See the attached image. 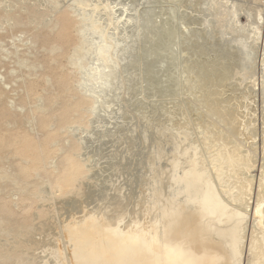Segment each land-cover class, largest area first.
I'll list each match as a JSON object with an SVG mask.
<instances>
[{"label": "rangeland", "instance_id": "1", "mask_svg": "<svg viewBox=\"0 0 264 264\" xmlns=\"http://www.w3.org/2000/svg\"><path fill=\"white\" fill-rule=\"evenodd\" d=\"M204 2L210 4L208 9L204 10V7H202ZM51 5L54 8L57 6L56 10L53 11ZM235 12H237V17H234ZM246 12L249 13V16L245 15ZM14 13H18V16L13 17ZM9 14L10 17H8ZM80 19L82 20L81 23H79ZM16 20L17 23L19 22L18 24ZM54 21L57 23L55 24ZM210 21L211 27L206 34L204 33L206 24L209 25ZM246 22L251 24L249 29L254 33L257 31L258 34L251 37L253 52L245 64L246 70L240 71L242 66L241 57L236 52L232 53V49L226 50L224 53H220V51L223 50L227 37L236 35L242 24ZM78 24L80 27L82 26L80 28L82 38H88L87 40H90L94 46L104 48V57L99 61V65L104 68L105 72H110L113 76V95L117 96V108L114 110L120 111L123 115L117 120L121 123L119 134L123 129L129 127L135 131L137 124L135 125L134 122L137 123V117L146 115L142 122L144 138L142 137L141 147H138L140 142L137 137H134L135 135L128 138L125 153L130 161L127 170L118 167L112 173L110 182L118 186L114 191H129L130 196L126 197V204L137 201L143 193L144 200L148 203L146 206H149L148 209L147 207L144 208V216L140 220L145 222L148 217L147 214L150 216L155 213L154 195L158 180L162 178L165 172H162V170H166L174 164L178 142L187 139L188 149L193 151L190 153L189 159L191 162L195 161L197 163L195 164L197 168H194V170L196 169L200 173L203 171V174H201L206 175L209 183L212 177L209 172L211 170L214 175L220 176V186H222V182L230 185L228 187L225 185L223 187L219 186L224 190L227 187L228 190L225 191L217 188L220 193L224 191L222 194L219 193L220 198L224 199V205L218 202L220 204L219 210L222 212L224 208L223 214L227 215H231L236 211H238L236 213L238 215L241 211L242 213L245 212V214L240 215L245 217V222H243V225H246L245 228L242 227V223L239 226L235 223L230 225L233 224V227L235 225L239 236L244 235L243 238H245L247 234L246 239H244L247 243L248 237L252 234L250 230L258 228L260 225V223L258 225L260 219H258V222L256 220L260 217L256 216L255 210L259 205L264 207L262 201L264 200V189L259 182L261 181L260 178L264 176L262 175L264 174V0H0V139L2 140L0 153L2 152L4 155H0V172L1 169L5 168L1 172V174L4 172V176H7L5 174L7 172L15 179H17L16 176L20 177L18 179L22 181H18V179L17 181L21 182L22 188L23 181L24 184L29 183L30 185L31 183L32 188L31 186L30 188L26 187L29 186L27 184L24 187L28 191L32 190V193L39 189L38 185L42 181L43 174L37 175L40 172L35 173L36 171L30 170V177L26 178V176L20 175L17 165L34 158L37 152V150L31 149L23 151L25 140L44 143L45 139L49 137L46 141L48 143L46 144V168L48 165L50 167L48 169L53 171L61 156L65 154L63 150H66V147L68 149L69 144H72L73 138L71 137L80 139L84 132L81 127L71 130V133L66 132L64 128L62 130L65 125L58 118L60 111L64 107H73L70 102L74 103L80 96L76 90L75 81L78 75L76 68L68 62L70 56L73 55V47L79 43ZM139 24H143L144 34L139 33ZM223 24L224 28L222 29ZM229 24H233L236 28L231 27ZM54 30L55 33H53ZM60 48L62 49L60 50ZM117 58L121 60L122 69L125 68L123 77L120 74L121 67L120 62H117ZM91 59L93 57H88L87 61ZM90 65L95 67L96 64L93 62ZM86 72H88V69ZM88 73L90 74V72ZM72 85H75L74 90H72ZM69 93L75 94L76 96H74L78 98L75 99ZM58 96L61 98H58ZM55 99H57L56 102ZM69 103L72 106H68ZM221 107L231 110V113L238 120L237 125L234 124L231 127L227 123L222 116ZM104 108L107 110V105H104ZM72 113L68 119L70 122L75 119L80 120L78 119L80 117V121L84 122L85 117H88V115H85L82 118L75 110ZM133 114L135 118L132 117ZM242 114L244 115L241 117ZM116 115L118 116V113ZM116 115L113 114V111L107 112L109 119L116 118ZM237 116H240V119ZM178 121L179 123L176 124ZM242 122L244 125H240ZM237 127L242 132L241 134L236 129ZM211 129L217 131L223 139H228L229 135L233 134L234 138L232 135L231 145L236 144V142L240 143L237 146H240V150L245 156L247 150H249L247 155L249 153L250 155L247 159L250 158L248 163L251 167L239 168L240 178L243 177L249 182L253 179L247 191H245L247 188L241 190V187H239V191L237 190L236 186L238 187L240 183H235L236 186H234L232 180L236 181L233 176L235 173L230 166L228 167L229 173L226 168L216 167L217 172L215 169H209V167H214L212 164L213 154L217 151V147L210 146L212 144ZM147 133L151 137L146 136ZM242 134L246 139H243ZM89 137L90 141L93 142L94 138ZM248 137V143H254L252 147L251 144L247 143ZM118 138L115 139L118 140ZM54 141L55 144L51 146V142ZM240 141L245 142V144ZM113 144L116 147L120 144V141H113ZM241 144L244 147L247 146L241 148L243 146ZM248 146L251 151L246 149ZM11 148L12 150H10ZM58 148L62 149V152ZM7 149L10 150V153ZM59 155L60 157L56 160V156ZM78 159L81 160L82 157L80 156ZM198 160L200 163L197 162ZM202 160H204V163ZM52 161L57 164L53 166ZM161 168L160 176L158 171ZM15 169H17V172H14ZM175 170L176 167L173 165L170 174H166L169 172L165 173L168 180H170V177H175ZM226 174L228 176L232 175L233 178H228ZM3 175L0 177V197L7 199L10 202L8 203L9 206L14 211H19L18 209H21L19 208L20 204H27L23 200L26 193L23 194V192L27 189L23 188L21 190L19 183L13 180L14 177L8 175L11 178L7 177L8 180ZM224 175L226 176L223 177ZM35 177L39 182H35ZM31 180H34L33 183L38 184H34L36 188L33 187ZM42 184H44V181ZM206 186L208 188L212 187L211 183L208 186L207 182ZM232 186H234V189ZM45 187L48 189V185ZM230 187L234 191H229ZM184 188L185 186L179 180H176L172 190L181 191ZM37 191V197L33 194L35 196V198L33 196V200L36 201L33 203V208H37L32 213L34 219L36 218V212L42 209V204H39V197L42 198L43 196H39L37 194L39 191ZM227 191L229 193L226 195L225 192ZM235 191L236 193L239 192L238 199L233 198L232 200L231 197H236L233 194ZM84 193L85 195L83 194L84 196L79 198L80 201L75 202L77 199L74 198L73 200L71 198V201L67 202V199H69L67 198L63 204L61 203L60 210H58V219L52 224L56 227L51 226L52 228L46 230L43 235H39V233L41 234L40 230L37 231L36 234L38 235L35 234L37 238L35 239L39 241L36 244L37 247L31 244L34 247V249L31 248L32 252L24 255L23 262L16 264H65L64 254L72 259V248L65 244L64 241L66 240L60 239L63 237L60 230H58L60 229L58 224L67 223L74 214H79L83 210L87 211L93 218H101V221L103 217H105L104 219H106V216L108 217L107 214L105 216L104 213H101V215L99 213L101 208L108 210V207L99 202L100 199L98 196L96 197L97 193H94L92 189H87ZM240 193L241 197L244 193L243 201L239 197ZM218 198L215 195L214 199L218 200ZM228 201L230 203L232 201L235 207L233 208ZM227 204L230 206H225ZM228 208H232V210ZM230 210L235 212L231 213ZM251 211L253 216H251ZM130 216H133V218ZM130 216V218H126L124 213L118 214L115 216V222L117 221V225L123 226V224H130L131 221H138L136 216L132 214ZM101 221L100 223H107L106 220ZM176 222L174 221V223ZM208 222L210 223L211 220H208ZM194 223L197 222L194 220ZM209 223L206 222L207 225ZM117 225H114V227H117ZM11 239L9 231L2 230L0 227V242L10 247L9 241ZM245 248H248V244L243 248V253L245 251L246 256L242 253L243 255H240L242 256L241 259L239 256L242 263L240 261L239 263L252 264L250 253L248 254L249 248L247 250ZM5 249L0 248V251L2 252ZM249 257L250 263H247ZM72 263H75L74 259Z\"/></svg>", "mask_w": 264, "mask_h": 264}, {"label": "bare ground", "instance_id": "2", "mask_svg": "<svg viewBox=\"0 0 264 264\" xmlns=\"http://www.w3.org/2000/svg\"><path fill=\"white\" fill-rule=\"evenodd\" d=\"M209 6L210 4L205 3V2L202 5V7H204V10L208 9ZM55 8L53 7V11ZM15 15L18 16V13L17 14L14 13L13 17ZM234 15H235L234 17H237V12H235ZM245 15L249 16V13L246 12ZM8 17H10V14L8 15ZM41 17H44V16H41ZM56 21H54L55 24L57 23ZM81 21L82 20L80 19L79 23H81ZM16 23H17V20H16ZM229 25L233 28H236L233 24H229ZM249 25L251 24L247 22L242 24L241 29L239 28L240 30H238V32L236 31L237 32L236 35L227 37L226 42L223 45V50L220 51V53L222 52L224 53L226 50L232 49L233 50L232 53L236 52L237 55L241 57L242 59L241 65L244 66L243 68L242 66L240 67L241 68L240 71L246 70L245 64L247 63V59L251 56V53L253 52L251 37H254V35L257 36L258 34L257 31L255 33L254 31H251L249 29ZM222 26H223L222 27L223 29L224 24ZM81 27L79 24H78V28L76 27L78 34L75 30H73V32L75 31V33L79 36V43L75 47H73V53H72L73 55L70 56L69 58L70 60L68 61L71 64H73L76 68V71H77L76 73L78 74L76 77V81H75L77 85L76 90L79 92L78 94L80 96L79 98L77 97L78 98L77 99L75 97L76 96L75 94L74 96L73 94L69 93L73 95V97H75V99L77 100H75L74 103H72V101L70 102L73 105V107L71 108L64 107L63 110L60 111L58 118L61 122H63L62 124L65 125L64 127H62V130L64 128V130L66 129L65 130L66 132L71 133V130H74L76 128L79 129L81 127L82 129H84V132L80 136V139L70 136L71 138H73L72 144L69 142L70 147L68 145L69 147L68 149L65 145L66 150H63V153L65 151V154L61 156L59 162L57 161L58 162V164L56 163L57 165L54 163V161H52V164H54L53 166L56 165L55 170L53 171H50L48 169L50 168L48 165L46 168V158H47L46 144H48L46 141L48 140L49 137L45 139L44 143H37V142H34L33 140H25L24 145H23V148H24L23 151L31 149V150H37V152L34 158L25 160V162L22 161L24 163H21L20 165L16 164L19 167V169L18 168L17 169L19 170L20 175H24L26 176V178L30 177V170L36 171L35 173L40 172L37 175H40L42 173L44 177L42 176L41 178L42 181L39 185L35 183L37 181L36 177L34 179L35 180L34 183H33L34 180H31L33 185L37 184L39 186V189L41 186L40 191L41 190L42 191H41V194L39 193L40 192L39 189H37L39 192L37 190H35V192L33 193L31 192L32 190L28 191L26 187L30 188L32 184L31 183L30 185L29 183L24 184V181H23V188L27 189L23 192V194L26 192L24 194L23 200L26 201L27 204L25 205V203H23L25 206L20 204V206H24V207L19 206V208H21V209H18L19 211H14L8 204L10 202H8L7 199L0 197V227L2 230H8L10 236L12 237V239L9 241L10 247H7L6 245H3L0 242V248L2 249L6 248L2 252L0 251L1 252L0 253V264H16V263L23 262L24 255L27 254L28 252H32L31 248L34 249L35 246L37 247L36 244L39 241L36 240L37 239L35 236L36 232L40 230L41 234L39 233V235H43L46 232V230L52 228L51 226H54L52 224L54 221L56 222V220L58 219V215H59L58 210H60L61 203L63 204V202L67 198H69L67 199V202L71 201L70 200L71 198H73V200L74 198L75 200L77 199L75 202L80 201L79 198L85 195L84 192L87 189L94 190V193H97L96 197L98 196V198L100 199L99 200L97 198L99 202L104 204L106 207H108V210H103L101 208V210L99 211L100 215L101 213H104L105 216L106 214L108 215V217L106 216V219H104L105 217H103V220H106L107 223L104 222L103 220L102 221L104 223H100L101 218H98V217L93 218L91 215H89L87 211L83 210L79 214H74L67 223H62L60 225L58 224L59 226L58 228L60 229L58 228L57 229L60 230L61 235L63 237L60 239L66 240L64 241L66 242L65 244L69 245L72 248L71 249L72 259L71 258L69 259L68 255L63 253L65 255L64 256L65 264H73L72 263L73 259L75 261L74 264H240L239 261L242 257L240 255L244 254V256H246L245 251L243 253V250H244L243 248L246 244H248V248H249L248 254L250 253V256L252 259L251 261H253L251 263L252 264H264V207H262V205L261 206L259 205V207H257L255 210L256 216L260 217V218H256L257 222H258V219H260V222H258V225L259 223L260 225L258 228L250 230L252 231V234L250 232L251 236L249 235L250 237H248L249 239L247 243L244 240L246 239L247 234L245 235L246 237L243 238L244 235L239 236L238 230L236 231L235 229V225L239 226L241 223H242L243 228L246 227V225H243V222H245L244 221L245 217L240 216L241 214L242 215L245 214V212L242 213L241 211L239 213L240 215H238L236 214L238 211L235 212L234 211L235 209H234L232 212H235V213H233L234 216H232L233 214L231 215H227L225 213L223 214L224 208L222 209L223 210L222 212H220L219 210V205L220 204L224 205V199H221L222 197L220 198L219 196V193H220L219 189H221L222 191V189L224 190V188H220V187H223V185L228 187L230 185L229 184L226 185V183L223 184L222 182V186H220V183H221L220 176L214 175L213 172L209 169H215L217 172L218 169H216V167L221 168V169L226 168L228 169L226 170L228 172L229 171L228 167L230 166L235 173V175L233 174V176L235 177L234 180L236 179L235 182L232 180V183L234 184L240 183L238 187L236 186V184L235 185L233 184L234 186H236L237 190L240 189L239 187H241V190L242 188H247L245 189V191H247L248 187L250 186L251 180H253V179L251 180L249 179L250 180L249 182L247 179H244L243 177L240 178L239 176L240 167H245V169H246V166L251 167V165H249L248 163L250 161V158L249 160L247 159L250 153L249 155H247L249 152V150H247L248 152L246 151L247 153L245 156L240 150V146L239 147L237 146L240 143L238 144L236 141H235L236 144L231 145L232 144L231 142L233 141L231 140L232 139L231 136L233 135L231 133L228 139H223L222 137L218 135L217 131L213 129L210 130L212 134L211 136L212 144H210V146L217 147V151L215 149L216 152L213 154L214 160L212 164L214 167L213 168L209 167L208 169L212 176L211 181H210L212 187L210 188L206 186V182L208 186L210 185V183L206 179V175L204 176L202 175L203 171L201 172L202 173L201 174L200 171H197L196 169L194 170V168H197L195 165L197 163H195L194 160H193L194 162H191L189 159V155H191L190 153H192L193 151L188 149L189 146H188L187 139L180 140L178 142V150L175 155V160L173 162L174 164L170 165V167L166 170L164 169L162 170L161 168L158 171V175H160L161 170L162 172L164 171L165 172L163 173L162 178L158 180V185L156 187V191L154 195L155 196L154 204L156 208H155V211L153 210L155 213L154 212L153 213L155 215L151 214L149 216L147 214L146 216L148 217L145 222L144 220H142V222L140 221L141 218H143L144 216V211H145L144 208L147 207L146 204L148 205V203H146L144 200L143 193L140 199H138L137 201L126 204L125 202L126 197L130 196L129 191L128 190H123L122 192H119L118 190L114 191V189H116L118 186L117 185L115 186L114 184L110 182V180L112 179V173L113 171L118 169V167L119 168L122 167L123 170H127L128 162L130 161L129 157H127V154L125 153V149L127 148L126 143H127L128 138L135 135L134 137H137V139H139V142H140L138 147H141V144L143 143L142 137L144 138L143 136L144 129L142 128L143 126L142 122L146 115L141 116L142 118L140 116L137 117L136 119L137 123L134 122L135 125L137 124L135 126V131H133L132 128L129 127V128L123 129V131L119 134V132L121 131L120 129L121 123H119L117 120L123 117V115H121L120 111L114 110L117 108V104H116L117 96L113 95V83H114L113 76L110 72L109 73L105 72L104 68H102L99 65V61L103 59L104 57V48L100 46L98 47L94 46L90 40H87L88 38L87 39L82 38L80 34ZM210 27H211V21L209 25L206 24V28H205L206 31L204 33L207 34V30ZM83 30H84V27H83ZM143 30H144L143 24H139L138 25L139 33L144 34ZM40 33L41 32H39V34ZM44 33H46V31H44ZM53 33H55V30ZM61 49L62 48H60V50ZM54 51H56V49H54ZM88 57L89 58L93 57V59L90 60L91 62L87 61ZM93 62H95L96 64L95 67L90 65ZM117 62L118 63L120 62V67H121L120 74H121V77H123L125 75V68L122 69L121 60L119 58H117ZM87 69H88V72H90V74L86 72ZM74 89H75V85L74 86L72 85V90ZM64 94L63 96H65ZM59 97L60 96H58V98ZM56 101L57 99H55V102ZM70 103L68 106H72ZM104 105H107V110L104 108ZM60 106H62V104H60ZM224 108L221 107V113H222V116L226 119L227 123H229L231 127L234 124L237 125L238 120L233 115V113H231V110L224 109ZM73 109L77 111V114L79 113L80 116H82V118L85 117V115H88V117H85L84 122L80 121L81 117L78 118L80 120H77V119L72 120L73 116L71 117L72 121L71 122L68 121L69 117L73 114L72 113V111H74ZM108 111H113L114 115L118 113V116L116 115V118L109 119V117L107 116ZM244 114H242L241 117ZM54 116H56V114H54ZM133 116L134 114L132 115V117ZM237 117H239L240 119V116H237ZM124 119H125V116H124ZM177 123H179V121L176 122V124ZM240 125H244L243 122ZM236 129L239 130L238 127ZM246 129H247V126H246ZM241 133L242 132H240V134ZM240 134L239 136H241ZM89 136H92L94 138L93 142L90 141ZM146 136L151 137L148 133L146 134ZM246 136H247V133H246ZM117 137H119L118 140L120 141V144L115 147L113 144V141H118L115 139ZM233 138H234V135H233ZM244 138L245 137L243 135V139ZM248 140H249V137L247 139V143H248ZM1 141L2 140L0 139V145H2ZM55 141L53 143L51 142V146L52 144H55ZM242 143L245 144V142H242ZM248 144H251V143H248ZM253 144H251V147ZM243 147L244 145L241 148ZM58 149L61 151L63 147L62 149L60 148ZM246 149H250L249 146ZM7 150L10 153V150H12V148L10 150L9 149ZM0 155L4 156L2 152L0 153ZM80 156L82 157L81 160L78 159V157L80 158ZM58 157H60V155L56 156L55 159L57 160ZM14 158L16 157L14 156ZM55 159H52V160H55ZM204 160H202L203 163H204ZM197 162H199V160ZM173 165H175L176 167V170L174 173L175 177L174 176H173L174 178L170 177L171 182H169L170 180L167 179L168 177H166V174L168 175L170 174ZM14 167L16 168V166ZM17 169H15L14 172H17ZM248 169L250 170V168ZM4 170L5 168L1 169V172ZM166 172H169V173H166ZM5 174L7 176H4V175L3 176L6 178L9 176L12 178L14 177V176L9 175V173L7 174V172ZM208 174L207 176H209ZM222 174H223V171H222ZM226 175H224L223 177H225ZM233 176L227 175L228 178H233ZM10 177L9 179H11ZM16 178L18 179L20 177L16 176ZM242 178H243V181L241 180ZM17 179H15V177L13 178V180H16V181ZM260 179L261 181L259 182L261 183V187L264 189V176L263 178H260ZM19 180L21 179H18V181ZM176 180H179V182H181L185 186V188L182 189L181 191L172 190L175 185ZM222 180L224 181V179ZM43 181H44V184H42ZM18 183L21 186L20 188H22L21 182H18ZM26 184L29 186L24 187ZM35 185L33 187L36 188ZM46 185H48V189H46L45 187ZM234 186H232L233 189H234ZM23 188L21 190H23ZM217 188L219 189L217 190ZM226 188L225 190H228ZM233 189L231 190V187H230L229 191L230 190L234 191ZM36 191L38 192L37 194H39V196L41 195V197L42 196L43 197L42 198L39 197V200H40L39 204H42V209L36 212V218L34 219L32 213L37 208H33L34 207L33 203L36 202L33 200V196H34L33 194H35V196L37 197L38 195H36ZM236 191L235 193H233L235 194L236 197H231V195L229 194L232 200L233 198L236 199L238 196L239 192L236 193ZM240 192L242 193V191ZM227 193L229 192L228 191L225 192L226 195ZM241 193L239 197H241ZM214 194L217 197H219L218 200L214 199L215 198ZM243 195L244 193L242 194V197ZM242 197H241V200L243 199ZM229 198L228 199L225 198V199L230 200ZM236 200L234 201L237 203ZM262 201L264 202V200ZM228 203H230V201H228ZM232 203L233 202L231 201L230 204ZM233 204H232V207L234 208L235 206H233ZM228 205L229 204L225 206H228ZM228 209L232 210V208H228ZM96 210L98 211V209ZM122 213L126 215V218L129 217L130 214H132L138 218V221L136 220L135 222L131 221V223L128 225L123 224V226L121 225L119 226L116 223L117 221L115 222V216H117L118 214H122ZM251 213H252L251 216H253L252 211ZM130 217L133 218V216H130ZM254 219L255 218L253 217V220ZM194 220L198 224L197 223L195 224ZM208 220H211V222L209 223ZM174 221H177V222L174 223ZM206 222L209 224L207 225ZM231 223H235L234 227H233V224L230 225ZM114 225H117V227L116 226L114 227ZM201 225L204 227H202ZM179 228L182 230H180ZM243 228H240V229H243ZM31 244H33L34 247ZM248 248H245V249L247 250ZM239 256H240V259H239ZM248 262L250 263V257H249V261L247 260V263Z\"/></svg>", "mask_w": 264, "mask_h": 264}]
</instances>
